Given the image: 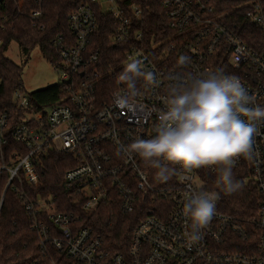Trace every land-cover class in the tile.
Here are the masks:
<instances>
[{"label": "built area", "instance_id": "built-area-1", "mask_svg": "<svg viewBox=\"0 0 264 264\" xmlns=\"http://www.w3.org/2000/svg\"><path fill=\"white\" fill-rule=\"evenodd\" d=\"M160 1L166 24L152 35L144 28L143 10L124 9L118 0H90L69 15L72 41L59 36L52 42L60 60L53 68L61 74L64 97L48 110L31 111L11 130L8 114L0 115V179L6 180L0 206L9 190L42 247L50 243L78 264H264V122L256 125L253 159L241 158L233 168L246 173L244 181L256 189V218L223 213L217 198L216 215L191 246V221L183 207L195 192L214 193L204 189L202 178L216 171L177 169L161 183L154 179L156 170L138 156L118 151L137 138L155 135L169 73L234 75L255 97L252 107L264 108V0H242L231 11L216 9L211 0ZM94 6L117 20L113 40L126 47L125 65L139 59L158 78L159 86L136 82L139 93L132 110L117 108L113 94L100 108L96 102L98 72L92 66L98 53L89 52L98 27ZM41 15L34 11L32 18ZM250 38L255 47L248 44ZM184 54L191 58L186 68L177 64ZM125 87L118 84L113 93ZM14 101L20 108L29 107V97L21 90ZM53 152L75 166L64 173L62 193L47 195L36 190L41 183L37 167ZM63 194L70 199L69 208L61 204ZM109 207L138 220L126 252L111 253L93 227L83 223L82 214L91 218Z\"/></svg>", "mask_w": 264, "mask_h": 264}, {"label": "trees", "instance_id": "trees-1", "mask_svg": "<svg viewBox=\"0 0 264 264\" xmlns=\"http://www.w3.org/2000/svg\"><path fill=\"white\" fill-rule=\"evenodd\" d=\"M242 0H211L216 9H237ZM90 0H0V115L8 114L9 130L26 119L31 111L39 112L61 100L64 85L53 84L46 88L28 93L23 85V67L7 56V50L15 42L29 58L32 51L39 48L44 58L53 67L59 64V57L52 45L53 40L64 36L72 41L68 17L79 6ZM20 3L23 4L20 7ZM124 9L138 7L143 10L142 22L150 34H157L166 24L164 7L160 0H118ZM97 30L92 36L89 52L98 53V60L92 68L98 72L95 84L97 104L102 107L108 103L110 96L118 86L117 76L125 68L126 47L113 40L118 26L117 20L110 14L103 13L94 6ZM41 11L40 18H32L34 11ZM248 26L255 30L250 24ZM157 38V35H155ZM248 44L255 47L253 39ZM21 90L29 97V107L20 108L14 101V94ZM23 153L26 151L23 149ZM66 156L53 152L42 159L37 167L40 174V186L37 191L47 195L61 194L64 189V173L74 167ZM74 162V161H73ZM234 177L240 181L242 188L231 196H226L217 184L216 172H205L202 178L205 190L214 192L218 198V209L239 219L253 220L257 216L258 196L255 187L244 181L246 173L233 169ZM6 185L0 179V199ZM65 208L70 207V199L64 194L60 197ZM67 199V200H66ZM77 206V205H76ZM72 207V206H71ZM80 207V206H78ZM83 223L93 227L102 238L105 247L111 253L126 252L132 229L138 223L129 216H124L116 207L102 208L91 218L85 214ZM0 264H78L59 253L50 243L42 247L39 237L31 229L30 219L24 208L14 202L8 190L0 206Z\"/></svg>", "mask_w": 264, "mask_h": 264}, {"label": "clouds", "instance_id": "clouds-1", "mask_svg": "<svg viewBox=\"0 0 264 264\" xmlns=\"http://www.w3.org/2000/svg\"><path fill=\"white\" fill-rule=\"evenodd\" d=\"M191 58L184 54L177 61L186 68ZM164 110L160 111L155 135L149 139L137 138L118 149L125 156H138L155 169L154 179L167 182L177 169L192 173L198 169H212L218 175L217 184L226 196L242 188L234 177L233 168L243 158L253 159L254 136L257 122H264V108L255 104L234 75L223 71L169 73ZM159 86L157 76L142 67V61H130L118 74L117 83L126 87L113 93L114 105L121 110H132L139 90L136 82ZM215 193L195 192L183 207L189 218L188 246L202 239L216 215Z\"/></svg>", "mask_w": 264, "mask_h": 264}, {"label": "rangeland", "instance_id": "rangeland-1", "mask_svg": "<svg viewBox=\"0 0 264 264\" xmlns=\"http://www.w3.org/2000/svg\"><path fill=\"white\" fill-rule=\"evenodd\" d=\"M6 54L11 60L23 67L22 77L26 92L31 93L60 83V72L49 64L39 48L34 49L27 58L22 49L15 42H12ZM48 108L49 106L43 110H48Z\"/></svg>", "mask_w": 264, "mask_h": 264}]
</instances>
